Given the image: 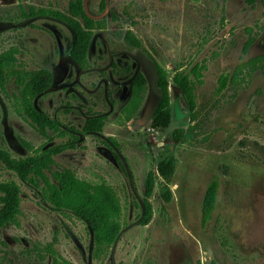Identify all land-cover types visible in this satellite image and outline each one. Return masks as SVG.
<instances>
[{
  "label": "rangeland",
  "instance_id": "obj_1",
  "mask_svg": "<svg viewBox=\"0 0 264 264\" xmlns=\"http://www.w3.org/2000/svg\"><path fill=\"white\" fill-rule=\"evenodd\" d=\"M69 2L0 0V53L16 46L22 68L53 72L37 105L63 124L83 129L91 116L107 115L102 132L58 154L47 174L70 168L91 183H108L122 205L123 231L96 255L87 223L56 211L42 197L43 182L35 187L0 166V180L21 188L17 223L0 230V264H264V0H106L105 10L102 0H83L105 23L95 31L87 70L68 55L73 33L66 23L26 15L31 7L68 12ZM127 30L138 47L124 39ZM154 61L169 81L165 129L153 123L160 97ZM196 64L205 69L190 109L173 78ZM137 72L148 82L128 117ZM222 76L229 77L224 88ZM18 93L14 81L0 87L1 147L23 157L33 152L23 141L34 148L61 142L17 113ZM168 157L175 170L165 178L159 166ZM150 173L155 186L147 194ZM215 179L216 205L203 223L204 195Z\"/></svg>",
  "mask_w": 264,
  "mask_h": 264
},
{
  "label": "trees",
  "instance_id": "obj_2",
  "mask_svg": "<svg viewBox=\"0 0 264 264\" xmlns=\"http://www.w3.org/2000/svg\"><path fill=\"white\" fill-rule=\"evenodd\" d=\"M106 0H102L101 9L105 10ZM30 17L41 16L60 20L66 23L73 33V40L68 50L69 57L82 70H87L89 65V53L94 39L95 31L105 27L102 20L95 19L85 10L83 0H70L68 12L60 9L31 7L26 14ZM124 39L135 47L140 45L131 30L124 33ZM19 49L11 46L0 53V87L5 89L7 83L14 81L19 89L15 95V109L18 114L28 120L36 130L46 138L50 133H56L63 140L59 143L44 145L34 148L32 144L23 141V144L33 150L27 156L15 157L10 151L0 145V166L14 172L20 179L35 187H40L42 197L52 207L61 213H70L82 219L89 226L96 255L103 254L113 246L123 231L122 205L115 190L106 182L91 183L77 175L70 168L52 170L55 157L69 149H75L84 140L86 134L102 132L107 115L100 114L87 119L83 129L73 125L67 126L63 122L49 115L37 105V99L46 94L54 83L53 72L46 67L37 70H26L21 67L18 58ZM260 57L251 60L257 65ZM264 60V56L262 57ZM157 74V88L159 90V102L157 104L153 123L156 127L165 129L171 123L169 81L167 71L154 61ZM204 66L196 64L189 72H178L173 80L188 102L190 109L196 104V85L201 84ZM241 71L240 66L237 68ZM238 76L236 73L232 80ZM229 77L222 76L221 88L228 83ZM148 80L144 73L137 72L131 78L132 106L127 107V116L130 117L137 108L141 93ZM183 129L174 131L179 138ZM175 170V160L168 157L159 166L160 175L169 178ZM155 178L152 173L146 179V192L152 193L155 186ZM219 182L213 180L208 186L202 203V220L207 222L212 215L217 201ZM0 230L9 224L17 223L20 214L21 188L14 180H0ZM149 202L145 201V216H151Z\"/></svg>",
  "mask_w": 264,
  "mask_h": 264
}]
</instances>
